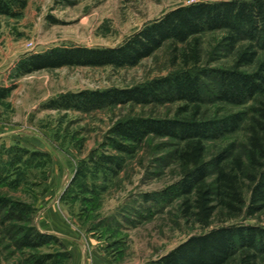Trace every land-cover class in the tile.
<instances>
[{
    "label": "rangeland",
    "instance_id": "1",
    "mask_svg": "<svg viewBox=\"0 0 264 264\" xmlns=\"http://www.w3.org/2000/svg\"><path fill=\"white\" fill-rule=\"evenodd\" d=\"M2 1H11L13 15L0 14V90L9 91L0 100V264H71L73 255L82 264H157L189 237L206 232L182 217L175 191L181 177L177 142L150 136L132 154L112 146L119 141L117 123L137 117L173 119L181 103H128L88 112L57 105L66 96L141 86L188 68H229L233 55L223 49L225 32L199 37L196 65L183 61V54L190 56L186 44L166 42L134 67H63L20 74L17 66L31 54L54 48H115L179 7L230 0ZM20 2H25L21 9ZM259 101L264 95L242 106L208 102L201 116L248 113ZM245 124L206 141V160L224 150L244 158ZM213 178L212 169L208 180ZM17 202L29 207L25 216L10 211ZM50 206L59 209L76 241L70 250L56 236L34 249L23 248L31 228L52 235L44 233L40 222ZM229 224L264 227V212L252 219L216 218L211 228Z\"/></svg>",
    "mask_w": 264,
    "mask_h": 264
},
{
    "label": "trees",
    "instance_id": "2",
    "mask_svg": "<svg viewBox=\"0 0 264 264\" xmlns=\"http://www.w3.org/2000/svg\"><path fill=\"white\" fill-rule=\"evenodd\" d=\"M10 2L0 0V14L13 15ZM24 6L20 2L19 8ZM215 31L225 32L223 49L233 55L229 68L211 72L188 68L141 86L66 96L64 104L57 105L88 112L128 103L182 104L173 119L137 117L114 126L119 141L113 140L112 146L119 153L132 154L150 136L178 143L181 177L175 191L181 197L182 217L208 229L189 237L157 264H264V227L229 224L211 228L216 218L220 222L240 216L252 219L264 212V101L248 113L217 119L201 116V107L208 102L242 106L264 95V0L190 4L166 13L118 47L54 48L31 54L17 66L20 74L63 67H134L166 42L186 44L190 58L183 54V61L196 65L200 61L199 37ZM8 92L0 90V100ZM244 122V158L224 150L211 162L206 160L204 143L236 132ZM212 169L214 178L209 181ZM10 211L21 217L29 207L17 202ZM30 231L23 248L34 249L46 244L49 237L56 239L37 229Z\"/></svg>",
    "mask_w": 264,
    "mask_h": 264
},
{
    "label": "crops",
    "instance_id": "3",
    "mask_svg": "<svg viewBox=\"0 0 264 264\" xmlns=\"http://www.w3.org/2000/svg\"><path fill=\"white\" fill-rule=\"evenodd\" d=\"M40 222L42 223V229H44L43 231H45L44 233L56 236L68 249L72 246V243L76 241L77 235H75L74 231L66 225L61 212L54 206L46 208V213L41 217ZM71 253L72 251L70 254ZM97 255L98 257H101L99 254ZM81 259L82 258L78 257V255H73L71 264H82L83 262ZM85 263L86 262H84V264Z\"/></svg>",
    "mask_w": 264,
    "mask_h": 264
}]
</instances>
